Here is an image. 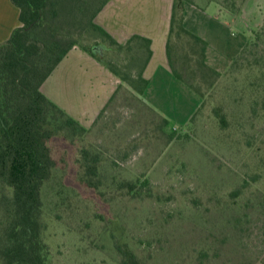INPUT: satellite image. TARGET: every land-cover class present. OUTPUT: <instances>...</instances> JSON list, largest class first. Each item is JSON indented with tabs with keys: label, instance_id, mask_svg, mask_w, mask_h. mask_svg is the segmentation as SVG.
<instances>
[{
	"label": "rangeland",
	"instance_id": "1",
	"mask_svg": "<svg viewBox=\"0 0 264 264\" xmlns=\"http://www.w3.org/2000/svg\"><path fill=\"white\" fill-rule=\"evenodd\" d=\"M90 1L95 11L103 0ZM184 1L201 10L193 21L215 57L232 62L198 79L203 97L178 82L156 98L169 124L133 94L142 55L107 56L104 34L68 25L123 86L92 129L65 125L50 143V264H121L119 247L142 264H264V0Z\"/></svg>",
	"mask_w": 264,
	"mask_h": 264
},
{
	"label": "trees",
	"instance_id": "2",
	"mask_svg": "<svg viewBox=\"0 0 264 264\" xmlns=\"http://www.w3.org/2000/svg\"><path fill=\"white\" fill-rule=\"evenodd\" d=\"M107 1L93 11L90 0H12L22 25L0 45V183L9 188L0 190V264H50L42 200V189L55 168L50 143L65 125L86 129L41 87L76 46L106 63L83 46L84 35L73 38L68 25L90 27L108 37L94 23ZM184 4L176 0L173 6L168 60L176 77L203 97L198 79L218 72L206 64V41L184 26ZM140 82L141 87L147 85ZM119 250L121 264H142L130 249Z\"/></svg>",
	"mask_w": 264,
	"mask_h": 264
},
{
	"label": "crops",
	"instance_id": "3",
	"mask_svg": "<svg viewBox=\"0 0 264 264\" xmlns=\"http://www.w3.org/2000/svg\"><path fill=\"white\" fill-rule=\"evenodd\" d=\"M175 1L108 0L94 19V23L105 31L107 39L113 45L108 47L107 56L118 57L120 53H116L114 48L117 47L124 51L127 57L141 55L144 57L142 68L136 78L147 81V85L138 87L139 84L138 90L133 94L167 124L170 120L166 114L163 115L161 111H157L159 106L154 103V100L160 97L165 98L167 93H171V90L175 89L178 82L185 86V83L174 74L167 55ZM189 8H195V5L185 2L184 26L189 32L207 42L206 64L218 72L226 70L232 60L222 56L215 57L213 44L208 40L209 37L206 34L207 30H203L202 25L193 21L195 12L200 13L201 10L192 9L190 12ZM218 8L217 13L220 14L221 7ZM224 13L232 15L226 9H224ZM207 16L209 15L207 14ZM209 18L215 20L212 16ZM236 18V25H240V15ZM21 25L19 8L14 5L12 0H0V45L8 41L14 30ZM146 40L150 41L151 55L149 58ZM237 46L239 48L234 47L236 53L242 50L243 44L240 43ZM122 84L119 76L106 63L76 46L68 52L54 72L42 84L41 91L76 120L81 127L90 130L96 125L101 115L106 112L120 87L123 86ZM189 90L193 91L190 87Z\"/></svg>",
	"mask_w": 264,
	"mask_h": 264
},
{
	"label": "water",
	"instance_id": "4",
	"mask_svg": "<svg viewBox=\"0 0 264 264\" xmlns=\"http://www.w3.org/2000/svg\"><path fill=\"white\" fill-rule=\"evenodd\" d=\"M93 52H97V53H99V54H103V49L100 48V47H94V48H93Z\"/></svg>",
	"mask_w": 264,
	"mask_h": 264
}]
</instances>
